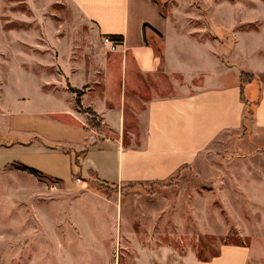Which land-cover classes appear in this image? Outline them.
<instances>
[{
  "label": "rangeland",
  "instance_id": "374dc122",
  "mask_svg": "<svg viewBox=\"0 0 264 264\" xmlns=\"http://www.w3.org/2000/svg\"><path fill=\"white\" fill-rule=\"evenodd\" d=\"M155 1L185 59L215 56L218 69L244 72L241 126L220 132L160 181L78 183L74 155L60 150L34 157L62 182L0 168V264H210L225 244L247 247L245 264H264V128L252 114L264 73V0ZM113 52L72 0H0L2 123L14 132L23 126L19 139L56 146L55 112L71 103L66 77L104 75L108 63L117 65ZM162 84L145 79L154 94L167 93ZM144 111L142 103L131 113L135 127L145 126ZM87 120L112 134L96 115ZM134 132H124L126 146L141 143L142 132Z\"/></svg>",
  "mask_w": 264,
  "mask_h": 264
},
{
  "label": "crops",
  "instance_id": "0c3cea01",
  "mask_svg": "<svg viewBox=\"0 0 264 264\" xmlns=\"http://www.w3.org/2000/svg\"><path fill=\"white\" fill-rule=\"evenodd\" d=\"M72 2L93 24L96 34L121 37L118 49L113 52L117 65L111 67L108 63L106 73L100 77L97 74L98 77H66L65 89L70 93L71 103L55 112L62 127L60 136L52 139L56 146L36 143L39 139L35 136L30 140L19 139L17 135L23 126H16L14 132L2 123L1 117L6 112L0 99V168L16 163L38 171L39 176H50L62 182L39 169L34 157L40 151L56 153L60 150L74 155L77 174L83 181L97 180L112 186L160 181L182 165L191 163L220 132L241 126L242 86L245 85L240 81L241 70L234 73L236 71L230 68L218 69L215 56L210 55L203 61L194 55L185 59L179 36L170 35L168 18L161 13L155 0ZM146 77L157 82L163 80L162 88L167 93L154 94L155 88L145 85ZM258 77L259 95L255 100L253 123L264 128V73ZM83 81L89 87L81 89L82 107L91 108L102 127L112 134L90 128L87 112L79 110L75 93L67 85L70 83L80 89ZM100 81L106 83L108 90L102 91L104 87L99 85ZM255 85L251 82L247 88L253 91ZM146 91L147 99L141 101ZM142 103L145 105V126L135 127L131 113L137 112ZM24 129L34 131L30 127ZM126 130L130 135H135V130L141 131V143L126 146L123 140ZM9 133L16 136L3 140ZM76 187L75 183L66 190ZM247 256V247L225 244L210 264H245Z\"/></svg>",
  "mask_w": 264,
  "mask_h": 264
},
{
  "label": "trees",
  "instance_id": "16d2710c",
  "mask_svg": "<svg viewBox=\"0 0 264 264\" xmlns=\"http://www.w3.org/2000/svg\"><path fill=\"white\" fill-rule=\"evenodd\" d=\"M112 36V35H111ZM113 37H116V38H118V39H121V37L119 36V35H114ZM244 72L241 70V72H240V75L241 74H243ZM68 83V82H67ZM68 87L70 88V90L72 91V92H74L75 93V102H76V104H77V106H78V108L80 109V108H83L82 107V105H81V95H82V90L81 89H78V88H75V87H72V86H70L69 85V83H68ZM257 103V101H255V103H254V106H255V104ZM245 106V105H244ZM255 109V108H254ZM244 111H245V109H244ZM86 112L88 113V114H90L91 116H95L96 115V113L91 109V108H87V110H86ZM252 114H254V110H253V112H252ZM97 117V116H96ZM243 117H244V112H243V116H242V121H243ZM15 166L16 168H18V169H22V170H25V171H28V172H31L32 174H34V175H38V171H36V170H34V169H32V168H29V167H20V165H17L16 163L15 164H11L10 166ZM6 167H8V166H6Z\"/></svg>",
  "mask_w": 264,
  "mask_h": 264
},
{
  "label": "built area",
  "instance_id": "2783aa9c",
  "mask_svg": "<svg viewBox=\"0 0 264 264\" xmlns=\"http://www.w3.org/2000/svg\"><path fill=\"white\" fill-rule=\"evenodd\" d=\"M102 43L103 46L108 49V51H116L121 43V40L111 35H103ZM75 181L81 183L82 178L80 176H76Z\"/></svg>",
  "mask_w": 264,
  "mask_h": 264
}]
</instances>
